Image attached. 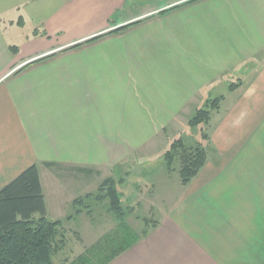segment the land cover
Wrapping results in <instances>:
<instances>
[{
    "label": "crops",
    "instance_id": "1",
    "mask_svg": "<svg viewBox=\"0 0 264 264\" xmlns=\"http://www.w3.org/2000/svg\"><path fill=\"white\" fill-rule=\"evenodd\" d=\"M189 1L0 0V190L38 166L66 230L54 264H98L90 252L119 230L93 199L67 219L101 183L80 172L108 167L124 133L162 132L220 96L204 167L185 186L146 179L158 223L108 264H264V0Z\"/></svg>",
    "mask_w": 264,
    "mask_h": 264
},
{
    "label": "trees",
    "instance_id": "2",
    "mask_svg": "<svg viewBox=\"0 0 264 264\" xmlns=\"http://www.w3.org/2000/svg\"><path fill=\"white\" fill-rule=\"evenodd\" d=\"M176 7L179 5L160 13ZM18 23L23 25V20L21 19ZM129 25L114 31L122 30ZM12 51L17 53V47H12ZM235 87L236 85L232 84L230 89ZM223 99L224 96H220L216 99L206 100L204 106L199 108L190 119L191 128H202V137L195 146H187L183 140L179 139L174 141L164 154L169 170L173 169L174 162H181L180 181L184 186L198 175L206 163L207 151L204 141L209 136L203 127L210 123L213 112L220 108ZM128 181V176L106 177L99 184L94 197L92 194H87L75 200L76 209L73 214L67 217L70 220L85 209H89L88 212L91 213V199L96 202L108 203V210L118 221L119 230L103 238L94 251L90 252L92 256L102 254L98 264H108L132 244L146 236L150 228L155 227L158 223L156 219L143 218L145 227L141 234L135 233L129 226L126 220L129 210L124 207L126 194L121 188ZM129 235L134 236L133 240L120 245L111 254H106L108 248L111 247V240L115 238L118 241V239ZM65 246L64 220H51L47 217L39 169L37 165H33L0 190V264H54V256ZM79 263L78 261L76 264Z\"/></svg>",
    "mask_w": 264,
    "mask_h": 264
},
{
    "label": "rangeland",
    "instance_id": "3",
    "mask_svg": "<svg viewBox=\"0 0 264 264\" xmlns=\"http://www.w3.org/2000/svg\"><path fill=\"white\" fill-rule=\"evenodd\" d=\"M196 112L197 110H192L190 116L176 118L175 121L162 132L124 133L123 135L127 136L128 140L132 143L128 144L125 149H110L108 158L111 164L108 167L103 168L102 172L83 171L82 173L80 172V176H100L97 183L102 182L101 176H129V181L121 187L126 194L124 198L126 206L128 205L127 202L130 197L131 201L128 203L131 206L133 205L131 210L129 208L127 209L133 212L128 213V220L137 230H143L145 227L143 217L156 220L159 219L157 207L160 205L155 202L158 198L155 197V192L150 186V182L148 183L146 179L161 181L163 178L161 176H168L172 184H179L178 179L180 177L179 170L181 168V162H174L173 169L169 170L164 159V154L176 140H183L187 146H195L200 140L202 137V128H191L189 124L190 119ZM203 130L207 133L206 125H204ZM114 162H116V166L119 167V169L113 164ZM163 183L165 184L166 182L163 181ZM96 185L97 184H95V187ZM165 187L168 188L166 184ZM141 192L143 195H139ZM70 212H72V209ZM48 217L52 219L53 215L49 214ZM92 223L94 228L99 229L102 227L101 224L103 222L94 220ZM70 243L71 241H69V244ZM56 258L57 256L54 258V263L56 262Z\"/></svg>",
    "mask_w": 264,
    "mask_h": 264
}]
</instances>
